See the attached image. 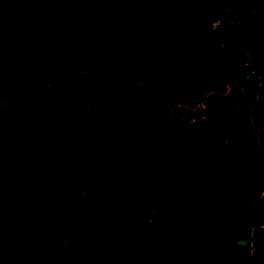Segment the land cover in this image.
Listing matches in <instances>:
<instances>
[{
	"label": "rangeland",
	"instance_id": "rangeland-1",
	"mask_svg": "<svg viewBox=\"0 0 264 264\" xmlns=\"http://www.w3.org/2000/svg\"><path fill=\"white\" fill-rule=\"evenodd\" d=\"M231 2L237 7L241 0H221L209 14L189 15L180 33L181 48L186 51L183 64L167 72L155 94V72L167 60V52L153 46L174 47L165 35L147 34L131 21L125 22L119 38L124 50H109L107 118L119 130L114 137H104L100 100L78 98L70 105L61 135L80 151L99 144L121 152V162L112 160V172L91 165L82 190L87 200L104 197L109 208L102 215L82 218V224L67 225L45 212L36 188L22 189L21 202L0 221V264H85L81 254L91 249L98 252L91 264H216L219 250L229 252L220 264H264V0L245 2L247 21L245 16L224 13ZM73 3L81 15L79 21L73 20L74 12L67 14L68 0H0V213L6 171L2 146L25 141L33 128L37 129L33 138L57 142L47 108L53 91L83 87L87 74L100 76V64L81 49L75 35H82L89 46L95 41L106 49L114 44L102 19L112 0ZM123 3L130 8L145 0ZM188 3L178 0L179 5ZM227 17L236 25L228 26ZM221 32L223 40L200 44L202 36ZM18 64L31 75L16 72ZM163 108L155 134L168 157L163 138L174 136L186 116L212 119L218 111L233 110L237 125L232 138L218 135L214 123L201 125L185 153L193 159L191 166L178 160L165 175L155 178L166 199L153 207L146 193L147 149L133 140ZM232 153H241L246 163L231 162ZM127 166L138 171L137 183L132 175L117 179ZM105 175L114 181L107 196L97 188ZM102 220L113 225L107 231L111 245L126 235L142 237L136 263L109 254L99 244L89 228L99 227Z\"/></svg>",
	"mask_w": 264,
	"mask_h": 264
},
{
	"label": "trees",
	"instance_id": "trees-1",
	"mask_svg": "<svg viewBox=\"0 0 264 264\" xmlns=\"http://www.w3.org/2000/svg\"><path fill=\"white\" fill-rule=\"evenodd\" d=\"M221 0H189L188 4L179 5L178 0H145L140 6L126 7L123 0H112L111 9L104 11L103 24L106 34L114 37V44L109 48H103L98 41L89 46L82 35L76 34L82 50L86 51L101 66L100 76L94 78L87 74V84L83 87H65L54 90L47 108L50 112L49 126L52 132L59 137L55 143L33 138L36 128H33L31 136L25 141L15 144H5L2 146V153L6 162L4 181L1 186V197L3 200V210L0 213V221H3L9 213L11 207L19 204L18 198L21 190L27 187H34L38 190L41 198V205L45 212L58 218L64 224H82V218L97 214L102 215L109 208V203L104 197H96L87 200L82 195V190L89 177L91 165L102 166L105 172H112V160L121 162L122 154L116 147L108 148L95 144L87 151L75 149L61 136L68 124V116L71 114V103L78 98H98L102 105L103 114L101 117V134L106 138L114 137L117 128L112 125L107 118L109 100L107 97V87L111 74L109 50H124V45L119 43V38L124 34L123 26L128 20L131 21L135 29L149 33H161L169 38L174 49L169 47L152 45L153 47L165 48L167 60L162 63L155 72V81L152 89L153 94L157 91L167 72L174 66L182 65L186 51L181 48V28L189 23V15L193 12H204L209 14L212 8L220 4ZM248 0H241L235 7L234 16H245L247 13ZM251 2V0H249ZM18 73L31 75L18 64ZM1 84V67H0ZM155 100L157 98L153 97ZM165 113V108L156 113L152 119L151 126L141 132L133 140L137 147L145 146L147 149L146 167L150 175L146 178V193L150 196L151 205L165 202L166 195L164 189L155 178L166 174L169 167L176 161L184 162L187 167L193 163V159L185 156L186 151L191 148L190 138L194 136L201 125L214 123L215 131L218 135L232 138L236 134V112L218 111L214 118L202 117L197 119L186 116L176 128V134L172 137L165 136L163 142L168 146L170 157L161 152L159 140L155 134L157 117ZM231 162L237 165L246 163L241 153L229 155ZM127 175H132L135 183L138 181V171L127 166L117 179H124ZM97 188L104 195H110L114 188V181L109 175L103 176L97 183ZM140 189L139 186H137ZM158 192V195L154 194ZM192 221L201 223L200 218L194 215L189 216ZM113 227L112 224L102 220L97 228H89L96 234L99 244L106 247L111 255L120 256L132 263H136L143 249V239L140 235L131 234L121 237L111 245L107 239V231ZM228 237V236H226ZM228 241V239H226ZM231 244V243H230ZM229 252L219 250L216 253V264H220V258ZM98 252L91 249L81 254V260L85 264H91L97 257Z\"/></svg>",
	"mask_w": 264,
	"mask_h": 264
},
{
	"label": "built area",
	"instance_id": "built-area-1",
	"mask_svg": "<svg viewBox=\"0 0 264 264\" xmlns=\"http://www.w3.org/2000/svg\"><path fill=\"white\" fill-rule=\"evenodd\" d=\"M234 10H235V2H231L229 4H227L224 8V13L227 14L229 17L231 15H234ZM227 17L226 19V23L228 26H235L236 25V22L232 19V18H229ZM219 23L216 25V27H219ZM225 38V34L223 32L217 34V35H212V36H209V37H201L199 39V42L200 44H204L205 46H207L208 44H210V41L211 40H215V39H219V40H223ZM251 251H255V248L254 246H251Z\"/></svg>",
	"mask_w": 264,
	"mask_h": 264
},
{
	"label": "flooded vegetation",
	"instance_id": "flooded-vegetation-1",
	"mask_svg": "<svg viewBox=\"0 0 264 264\" xmlns=\"http://www.w3.org/2000/svg\"><path fill=\"white\" fill-rule=\"evenodd\" d=\"M74 3H73V0H68V12H67V14L70 16V11H72V12H74L75 13V15H74V17H73V20L74 21H79L80 20V18H81V15H80V13H76L75 11H74Z\"/></svg>",
	"mask_w": 264,
	"mask_h": 264
},
{
	"label": "water",
	"instance_id": "water-1",
	"mask_svg": "<svg viewBox=\"0 0 264 264\" xmlns=\"http://www.w3.org/2000/svg\"><path fill=\"white\" fill-rule=\"evenodd\" d=\"M45 84H46V83H45ZM45 84H44V85H45ZM246 243H247V242H246ZM246 243H245V244H246ZM242 244H244V243L242 242Z\"/></svg>",
	"mask_w": 264,
	"mask_h": 264
}]
</instances>
